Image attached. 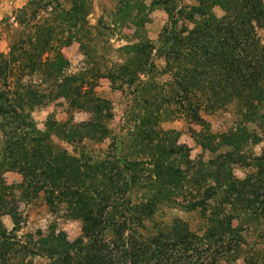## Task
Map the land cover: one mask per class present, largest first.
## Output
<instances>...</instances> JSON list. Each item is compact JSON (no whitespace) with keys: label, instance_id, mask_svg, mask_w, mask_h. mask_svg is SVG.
<instances>
[{"label":"trees","instance_id":"obj_1","mask_svg":"<svg viewBox=\"0 0 264 264\" xmlns=\"http://www.w3.org/2000/svg\"><path fill=\"white\" fill-rule=\"evenodd\" d=\"M129 1L119 0L113 23L129 19ZM157 1L167 14L158 36L161 44L156 48L138 36L124 46L132 59L109 67L108 77L119 87L132 83L140 71L159 70L168 79L153 88L199 125L204 122L201 111L235 103L244 112L242 123L210 148L230 149L222 158L198 165L188 160L184 169L172 161L182 146L172 143L158 141L150 162L126 161L116 142L102 150L87 149V142L114 139L107 125L111 105L87 85L90 77L100 76L99 69L87 67L59 80V47L80 34L99 37L106 26L101 18L93 28L84 26L88 0H71L67 10H60L57 0H30V8L20 9L18 17L25 33L17 34L7 53L0 52V264H29L34 255L47 257L48 264H264L262 249L246 238L259 230L264 239L263 167L242 180L231 177L230 167V162L243 160L238 151L264 137V0H196L178 8L174 0ZM48 5L49 15L37 17ZM214 7L222 10L221 16ZM153 50L163 60L159 69ZM33 75L41 77L43 87L33 83ZM57 99L67 103L68 112L83 111L88 118L57 122L49 115L44 128H38L32 112ZM254 123L259 132L249 129ZM144 133L145 140H154ZM203 133L199 140L212 142L214 136ZM53 136L73 149L59 146ZM8 171L20 174L21 181L7 183L3 175ZM149 187L167 204H178L182 196V207L198 210L205 228L191 231L179 218L168 224L156 221L160 201L143 192L133 197L137 189ZM39 193L80 222L78 237L70 241L55 229L18 235L22 216L17 204ZM3 216L11 220L10 229Z\"/></svg>","mask_w":264,"mask_h":264},{"label":"rangeland","instance_id":"obj_2","mask_svg":"<svg viewBox=\"0 0 264 264\" xmlns=\"http://www.w3.org/2000/svg\"><path fill=\"white\" fill-rule=\"evenodd\" d=\"M30 0H0V52L7 53L11 42L16 39L17 34L25 33L26 29L19 24L18 17L20 9L30 8ZM57 7L63 10L70 8L71 0H57ZM90 2L89 11L84 18V26L95 27L101 18L106 29L102 31L99 37L93 34L85 38L83 34L70 39L66 44H61L59 54L62 56V71L59 80L63 75H73L84 71L85 68L99 69L100 76L90 77L88 87L92 85L96 96L104 98L111 105V119L107 125L110 129L111 137L100 143L87 142V149L102 150L109 143L116 142L121 156L126 161H148L150 162L157 155L156 144L159 141L164 144L172 143L176 148L182 146L180 153L173 156L172 161L180 168L190 163L207 162L221 157L225 151L230 148L217 147L214 152L211 151V143H217L221 134L228 133L238 124L242 123V113L238 112L235 103L229 104L226 108L215 112L206 110L201 111L203 124H195L187 117L185 118L173 104H167L162 96L153 88V85L162 87L168 79L167 75L159 74V70L140 71L138 77L132 83H123L119 87L114 86L108 77L107 69L112 65H120L129 62L133 53L124 48L138 40V36L148 39L154 47H158V36L162 27L167 22V14L164 11V4L157 0H130V17L126 20H120L113 23V13L119 7V0H88ZM196 0H174L173 4L178 8L180 6H192ZM46 10V11H45ZM50 10L49 5L40 11L39 15L46 17ZM62 10V11H63ZM217 16L222 15L219 7L213 8ZM122 16V14H120ZM119 16V17H120ZM24 17V16H23ZM118 19V16H116ZM51 25V23H49ZM191 25V24H189ZM22 31V32H21ZM94 32V31H92ZM57 33V30L54 31ZM66 28L62 31V37L66 36ZM23 37L25 36L22 35ZM61 36V35H60ZM96 41L98 44H96ZM57 45V43H54ZM152 52V61L157 69L163 65V60L154 56ZM45 56V54H44ZM89 56V58L87 57ZM117 67H113L115 70ZM112 69V68H111ZM142 69V68H140ZM33 83H41L40 76L33 75ZM27 79V78H25ZM94 85V86H93ZM164 88V87H163ZM163 94V92H160ZM147 102V104L145 103ZM181 113V114H180ZM49 115H52L57 122L64 121L72 117L73 121L80 122L88 118V113L83 111L68 112L67 103L63 99L54 100L47 105L36 108L32 112L33 120L40 129L44 128V123ZM249 129L260 131L256 124H249ZM148 133V138L154 137L149 142L145 140L144 132ZM204 131V135H213L214 138L209 144L199 140V133ZM144 138V139H143ZM160 139V140H159ZM52 140L59 146L71 151L72 146L62 142L55 136ZM238 155L243 157L239 162H230L231 177L236 180H242L245 177L257 172L259 165H262L264 172V137L257 144H247L238 151ZM234 158L235 156H231ZM150 169L151 164L145 165ZM204 167H196L197 169ZM4 179L7 183H18L21 181V175L8 171L4 173ZM201 180V179H200ZM204 186V184H201ZM153 187L137 189V194L145 193L148 197H156L160 201L157 205L155 220L164 224L170 223L174 218L183 221L191 231H202L205 228V218L198 210H186L182 207L180 201L178 204H167L163 202L161 195L157 194ZM194 193L195 190L191 188ZM18 209L21 212L22 222L18 235L26 237L29 233H47L50 229L64 231L67 238L72 241L80 234V222L71 219L62 205H50L46 202L44 195L39 193L29 202L19 201ZM5 226L10 229L12 222L7 216L2 218ZM264 225V223H261ZM249 245L262 249L264 252V239L260 238L259 230L246 234ZM29 264H48L49 260L43 255H34L30 258ZM241 263V261H239ZM11 264H15L14 262Z\"/></svg>","mask_w":264,"mask_h":264}]
</instances>
